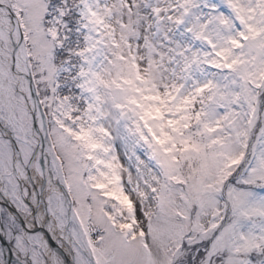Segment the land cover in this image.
<instances>
[{"label": "snow or ice", "instance_id": "snow-or-ice-1", "mask_svg": "<svg viewBox=\"0 0 264 264\" xmlns=\"http://www.w3.org/2000/svg\"><path fill=\"white\" fill-rule=\"evenodd\" d=\"M0 264H264V0H0Z\"/></svg>", "mask_w": 264, "mask_h": 264}]
</instances>
